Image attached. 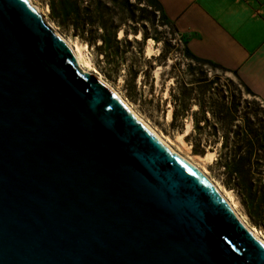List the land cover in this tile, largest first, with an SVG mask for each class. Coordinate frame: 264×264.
Masks as SVG:
<instances>
[{
    "label": "water",
    "instance_id": "obj_1",
    "mask_svg": "<svg viewBox=\"0 0 264 264\" xmlns=\"http://www.w3.org/2000/svg\"><path fill=\"white\" fill-rule=\"evenodd\" d=\"M0 264H264L226 199L28 0H0Z\"/></svg>",
    "mask_w": 264,
    "mask_h": 264
},
{
    "label": "trees",
    "instance_id": "obj_2",
    "mask_svg": "<svg viewBox=\"0 0 264 264\" xmlns=\"http://www.w3.org/2000/svg\"><path fill=\"white\" fill-rule=\"evenodd\" d=\"M51 17L84 41L94 44L96 53L110 71H129L136 83L140 66L126 65L129 47L142 49L149 39H162L150 25L160 24L179 33L174 20L160 0H47ZM151 13V18L147 17ZM159 17V18H157ZM158 22V23H157ZM123 35L120 36V32ZM141 34V37L138 35ZM132 35V38H130ZM164 51L160 53V56ZM183 55L189 60L187 71L175 73L170 88L174 105L172 124L183 126L193 119V129L186 138L194 153L205 154L209 145L220 144L218 162L223 166L226 181L241 196L254 224L264 230V118L258 119L247 109L240 111V99L229 97L218 76L209 77L208 68L231 72L252 95L258 96L240 77L238 71L196 55L185 39ZM154 55L147 62L157 60ZM230 98V100H229ZM198 105L192 111V106ZM210 114V117L208 116ZM221 133V136L219 135ZM214 149L212 146L210 147Z\"/></svg>",
    "mask_w": 264,
    "mask_h": 264
},
{
    "label": "rangeland",
    "instance_id": "obj_3",
    "mask_svg": "<svg viewBox=\"0 0 264 264\" xmlns=\"http://www.w3.org/2000/svg\"><path fill=\"white\" fill-rule=\"evenodd\" d=\"M33 1L35 6L38 5L40 7L44 20L53 27L54 30L58 31L74 44L75 42H81L87 45V52L91 56L92 61L90 69L100 74L106 81L114 86L150 124L158 129V131L162 132L166 137H170V139L174 141V146L176 148L180 149L184 154L190 157L194 154L205 155L209 150H214L216 152L213 161L207 159L202 161L208 169V174L216 181L220 188L223 190L226 189L230 192L233 200L237 203V209L240 215L251 228L258 231L264 238V230L252 222L242 202L241 196L235 189L228 185L226 181L224 168L218 162L219 147L221 143H213L206 147L205 154L194 153L192 143L186 138L187 134L193 129V119L191 117L185 119L183 126L173 125L171 122L172 119H168L169 111L170 109L173 111L174 107L170 96V88L175 83V73H177V71L188 70L189 60L183 55L185 35L181 32H174L168 26L157 24L152 27L149 23L151 28L150 31L153 32L154 27H156L159 31L158 36L162 39L158 43L151 39L153 45L157 49L154 56L158 59L155 61L153 60L152 62H147V59L150 57L145 53V46L142 49V53H140L141 49L138 45L130 46L126 65L137 62L140 66L137 81L134 83L129 77V71H126L125 68L121 71H110L101 60V57L97 55L94 44L84 41L79 36L74 35L71 30L61 27L51 17L50 7L47 0ZM150 14L151 13H148V18H151ZM122 35L123 33L120 36ZM138 37H141V35ZM130 38H132V35H130ZM162 51H164V54L160 56ZM207 71H210L209 77L216 75L219 77V85L224 86V90H226V94L230 98L233 96L240 99V111L243 112L247 109L248 111L257 114L258 119L264 118V99L247 92L233 73L223 72L221 69L212 68H208ZM197 108L198 105L194 104L191 110L195 111ZM208 116L210 117V114H208ZM189 124H191V129ZM180 134H183L182 138L191 145L189 151L183 147H178L179 143L177 139ZM219 135L221 136V133ZM211 146L214 149L210 148Z\"/></svg>",
    "mask_w": 264,
    "mask_h": 264
},
{
    "label": "crops",
    "instance_id": "obj_4",
    "mask_svg": "<svg viewBox=\"0 0 264 264\" xmlns=\"http://www.w3.org/2000/svg\"><path fill=\"white\" fill-rule=\"evenodd\" d=\"M190 50L238 71L264 99V0H160Z\"/></svg>",
    "mask_w": 264,
    "mask_h": 264
},
{
    "label": "bare ground",
    "instance_id": "obj_5",
    "mask_svg": "<svg viewBox=\"0 0 264 264\" xmlns=\"http://www.w3.org/2000/svg\"><path fill=\"white\" fill-rule=\"evenodd\" d=\"M30 2L31 5L35 6L34 1L33 0H28ZM36 9L41 13V9L38 5L35 6ZM56 31V30H55ZM56 33L64 40L66 41V43H68V45L72 48V50L74 51V54L76 56V61L80 67V69L86 73L91 75L96 81H98L99 83L105 85L106 87H108L110 90H112L123 102L124 104L128 107V109L130 111H132L134 114H136L140 119H142L147 125H149L154 131L155 133L159 136V138H161L171 149L172 151L178 155L179 157H181L182 159H184L185 161H187L189 164H191L192 166H194L196 169H198L207 179L208 181L217 189V191L226 199V201L229 203L230 207L232 208V210L234 211L235 215L238 217V219L245 225V227L251 231L253 233V235H255L260 241H262L264 243V238L260 235V233L258 231H256L255 229L251 228L248 223L244 220V218L240 215V213L238 212L237 209V203L236 201L233 200L232 195L230 194L229 191H227L226 189H222L220 188V186L216 183V181L208 174V169L206 168V165L204 163H202V161L204 159L213 161L215 159V154L216 152L213 151H207V153L205 155H198V154H194L192 157L187 156L186 154H184L180 149L176 148L174 146V141L172 139H170V137H166L162 132L158 131V129L156 127H154L152 124H150L123 96L122 94L114 87L112 86L108 81H106L100 74H98L97 72H94L90 69V66L92 65V61H91V56L88 54L87 52V45L85 43H81V42H75L72 43L70 42L67 38H65L63 35H61L58 31H56ZM123 32H120V35ZM141 34H139L138 36H140ZM145 53L147 56L151 57L156 53V47L153 45V41L151 39L148 40V43L145 46ZM168 119L171 120L172 119V109H170L169 114H168ZM189 127L191 129V124H189ZM183 134H180L178 137V143H179V148L183 147L184 149L188 150L191 148V145L189 143H187L183 138H182Z\"/></svg>",
    "mask_w": 264,
    "mask_h": 264
}]
</instances>
